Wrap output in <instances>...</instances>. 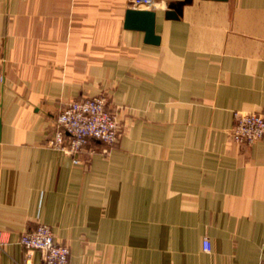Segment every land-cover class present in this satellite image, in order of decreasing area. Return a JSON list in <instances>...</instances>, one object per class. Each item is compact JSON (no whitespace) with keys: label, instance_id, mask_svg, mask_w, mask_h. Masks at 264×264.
Returning a JSON list of instances; mask_svg holds the SVG:
<instances>
[{"label":"crops","instance_id":"obj_1","mask_svg":"<svg viewBox=\"0 0 264 264\" xmlns=\"http://www.w3.org/2000/svg\"><path fill=\"white\" fill-rule=\"evenodd\" d=\"M179 1L150 9L156 45L125 28L130 0H0V264L39 223L69 264H264V137L230 135L264 112V0L167 18ZM102 93L118 141L53 148L62 109Z\"/></svg>","mask_w":264,"mask_h":264},{"label":"built area","instance_id":"obj_2","mask_svg":"<svg viewBox=\"0 0 264 264\" xmlns=\"http://www.w3.org/2000/svg\"><path fill=\"white\" fill-rule=\"evenodd\" d=\"M136 9H151L156 0H130ZM1 78L3 76L0 74ZM109 96L102 93L94 97L75 99L60 112L56 131L49 144L60 151L74 156L84 150L91 140L107 145L115 144L123 130L119 111L107 108ZM234 142L252 145L264 137V112H235V125L230 131ZM75 164L81 161L74 158ZM26 256L22 264H33L32 256L39 251L42 264H69L70 248L58 242L50 225L39 223L36 229L22 235ZM4 240L0 238V245ZM205 252L212 250L208 238L204 240Z\"/></svg>","mask_w":264,"mask_h":264},{"label":"water","instance_id":"obj_3","mask_svg":"<svg viewBox=\"0 0 264 264\" xmlns=\"http://www.w3.org/2000/svg\"><path fill=\"white\" fill-rule=\"evenodd\" d=\"M191 0H182L171 3L166 16L169 19H178L183 14V7ZM156 11L150 9L129 8L125 17V28L145 32V42L158 45L160 36L156 34Z\"/></svg>","mask_w":264,"mask_h":264}]
</instances>
